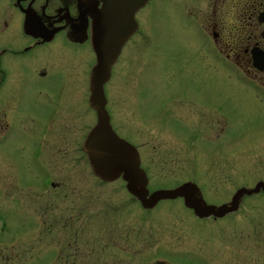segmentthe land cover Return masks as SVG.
Returning <instances> with one entry per match:
<instances>
[{
	"label": "rangeland",
	"instance_id": "rangeland-1",
	"mask_svg": "<svg viewBox=\"0 0 264 264\" xmlns=\"http://www.w3.org/2000/svg\"><path fill=\"white\" fill-rule=\"evenodd\" d=\"M151 1L139 16L143 25L141 33L126 55L135 56V63L125 69L118 68L108 88L111 113L121 124L117 130L119 137L140 149L150 191L193 181L208 204L226 203L238 188L264 181V103L258 101L254 89L242 84L238 72L223 75L217 70L215 77L189 78L187 74L195 76L201 67L208 69L210 63L204 43L201 45L200 38L194 34L197 0ZM47 62L43 66L57 64L58 60ZM5 65L12 67L9 61ZM15 67L22 69L20 75L26 90L32 91L40 85L28 77L25 65L15 64ZM227 79L232 83L228 84ZM141 81L142 84L148 81L144 84L147 90L138 97L144 98V92H150L152 102L147 108L152 114L159 113L154 115L151 125L131 114L133 87L136 82V88L140 87ZM50 82L58 83L59 77ZM178 87L188 90L189 96L198 101L211 99L216 111L211 109L212 116L208 115L209 109L204 105L185 101L188 99L184 102L179 95L170 96L171 102H166L163 109L161 104L165 100L158 101ZM79 92L78 88L70 90L66 106L58 109L55 123L47 124L44 132L32 134L36 129L31 116L25 114L18 119L26 136L40 138L45 143L40 158L34 162L39 163L37 166L29 161L30 152L22 151V148L31 151L35 140L23 136L17 125L10 133L7 125L10 118L0 109V214L6 211L8 219V264H82L81 255L61 252L62 229L44 227L46 223L42 221L48 218L74 223L71 235L79 238V252H89L88 264L130 262L123 252L140 245L143 238L159 234L182 238L186 247L179 256L213 258L215 252L219 253L214 242L217 239L229 243L231 249L224 250L226 253L231 250L236 260L264 264V194L244 197L235 214L215 224L209 219L197 220L184 208L181 199L162 201L151 211H145L127 193L122 180L108 184L98 181L79 151L82 136L95 123L94 111L85 105L84 98L80 101ZM34 100L31 94L26 95L24 110L37 114L29 110L34 109L31 105H38ZM79 101L84 103L83 108ZM52 105L53 99L43 102L41 112ZM182 110L185 115L181 114ZM2 127L8 128L5 135ZM184 127L189 132H183ZM44 176L52 179L53 188L39 190V185L31 183L33 177L39 183ZM42 209L47 210L45 215L51 213V217L42 218V211L40 218L36 217ZM22 222L25 227H20ZM194 241L202 242L203 248L196 249L191 244ZM229 259L226 255L222 262L231 263Z\"/></svg>",
	"mask_w": 264,
	"mask_h": 264
},
{
	"label": "flooded vegetation",
	"instance_id": "flooded-vegetation-1",
	"mask_svg": "<svg viewBox=\"0 0 264 264\" xmlns=\"http://www.w3.org/2000/svg\"><path fill=\"white\" fill-rule=\"evenodd\" d=\"M86 1L87 0H82V3ZM150 1L145 3L144 6L134 13L133 19L136 32L126 35V41H123L116 61L111 68L110 78L103 86L106 98V110L110 117V124L118 136L120 135L117 130L120 128L121 124L119 121H115L111 113L112 99L108 88L109 85L112 84L115 72L118 68L121 67V69H125L135 63V56H129L127 58L126 55L130 51L133 42H135V38L141 33L143 25L139 20V16L145 11ZM203 3L205 4L204 6ZM97 4L100 10H104V3L97 1ZM80 6L78 0H0V109L3 111L5 117L8 119L10 118V124L7 123L10 127V133L14 125H17L18 128L20 127L18 119H22L25 114H27L26 116H31L34 122L33 127L37 130L34 129L35 132L32 134L40 133V131L44 132L47 124L53 125L55 123L54 119L59 113L58 109H62V107L66 106L68 94L72 89H80V101L84 98L85 105L87 104L89 107V75L96 61L92 45V38L95 32L94 18L93 16H84L86 32L84 33L85 39L82 40L72 39L68 18L55 22L60 11L69 8L72 22L73 24H77L75 7ZM63 15L64 17L67 16V12L63 13ZM195 17L197 18V29L196 27H192L195 30V32H193L200 38V44L203 45L204 43V48L207 51L206 56L210 63L208 69L201 67L200 72L195 76H193L194 74H187L189 78H198L199 80L201 77H215L217 70L222 72L223 75H226L227 72L235 71L239 73V76L241 75L242 84L246 88L254 89L257 93L258 101L264 103V0H197ZM187 26L190 25L187 24ZM25 27L27 30H25ZM56 58L58 60L57 64L54 63L43 66L47 60V63H49L51 59L55 60ZM5 61L11 62L12 67L8 68L5 65ZM15 64L25 65L29 71L28 77H33L34 81H37L40 85L34 86L32 91L26 90V85L24 86L22 83L23 77L20 75L22 69L15 67ZM199 64L202 66L201 62ZM147 71L148 70H146L145 73ZM56 74H58V76ZM55 76L59 77V82L52 84L50 81L54 79ZM227 81L228 84L232 83L228 79ZM146 82L148 81L142 84L141 81L138 84V86H140L138 88H136V82L133 87L132 97L134 102H131V104H133L134 111L131 114L134 115L135 119L141 120L142 123L151 125L154 115L157 116L159 113L154 111L152 114V111L147 108V105L152 102L150 92H144V98L138 97V94L142 96L143 91L147 90L145 88L146 85H144ZM138 89L141 90V92H136ZM187 91L188 90L183 91V89L178 87L177 91L165 95V98L160 99L158 102L160 103L162 100H165L164 104H161V107L164 109L166 102H171L170 99L172 97L170 96L179 95V97L183 99L182 101L188 99L185 101H190V103L194 105L195 102L204 105V108L209 109V111L206 109L208 115L212 116L211 112L213 111H211V109L214 111L216 110L212 106L211 99L201 102L195 97L189 96ZM29 94L35 97L34 102L38 104L36 107L31 105L30 107L34 109L32 110L29 108V110L37 114L29 113L24 110V107L27 106L25 103L26 95ZM135 94H137V97ZM115 95L117 96L118 92H116ZM52 99V107L43 108V112H41L42 103L45 102L46 104ZM80 101L78 105H80V108H83L84 103ZM181 114L185 115V112L182 110ZM190 114L193 118L195 117L192 112H190ZM200 118L199 116L196 119ZM164 123L165 122L162 124ZM165 126L166 125H164L163 128H165ZM20 128L19 131L27 138L29 135L26 136L25 134L27 133ZM7 130L8 128H1L4 135L7 133ZM89 130V128L86 130L84 136H82L83 139L81 138L79 142V151L86 157L87 165L88 159L82 147ZM182 130L183 132H189L187 128H182ZM33 139L35 140V144L31 151L29 148H22V151L26 149L25 152L27 154L30 152L28 155L29 161L34 164V166H37L39 163L34 162H37L40 158L45 148V143L41 142L40 138ZM125 140L137 149L140 158V167L147 174L142 163L140 149L126 138ZM41 180L38 183L37 179L33 177V182L31 183L33 185H39V190L41 187L43 190H47L48 187L53 188L55 186L52 179L48 177L44 176ZM27 184H29V182ZM158 205L159 203L154 208ZM185 209L193 213L192 210ZM41 211L42 218H47L46 215L48 214L45 215L46 209L38 210L36 217L40 218L39 212ZM236 212L226 214L220 218H215L213 216L198 218L194 213L193 215L199 221L210 220L211 223L214 222L216 224L220 222L221 219L228 218ZM0 215L2 216H0V264H8V219L6 211H3ZM49 215L48 216L51 217V213ZM38 218L35 219L37 224L40 223V219ZM42 222L46 223L44 227H61L62 230L60 231L61 236L59 240L63 244L60 248L62 253L66 254L67 252L66 255H68L70 252L71 255H81L80 259L83 260L82 264L89 263V252H79V238L77 235H71L73 222L70 220L62 222L56 221V219L50 220L49 218ZM20 227H25L23 222L20 224ZM37 228L40 227L37 226ZM17 231L19 232L20 230L18 229ZM13 233L14 231L12 234ZM75 234L77 233L75 232ZM101 239H104V237L101 236ZM180 239L182 240L181 237L163 236L160 234L149 239L148 237L143 238L140 245L132 246L130 247V251L123 252V254L127 256L126 259L131 261L127 263L119 261L118 263L247 264V262H242V260H236L231 250L228 251L229 253H226L227 250L224 249H231V247L227 245L229 243L217 239H214V242L218 244L219 253L215 252L216 256H213V258L200 259L183 255L179 256L178 253H181L180 250H184L186 247L185 243ZM193 243L196 249H202L204 246L200 241L191 242V244ZM37 247L39 246L37 245ZM164 247L167 249H164ZM224 251L225 253H223ZM174 253H176V255ZM120 254L122 256V253L119 252V256ZM226 255L230 258L229 260L231 263L226 261L222 262ZM218 258H220L221 261H218Z\"/></svg>",
	"mask_w": 264,
	"mask_h": 264
},
{
	"label": "water",
	"instance_id": "water-1",
	"mask_svg": "<svg viewBox=\"0 0 264 264\" xmlns=\"http://www.w3.org/2000/svg\"><path fill=\"white\" fill-rule=\"evenodd\" d=\"M78 1L81 6L75 7L77 24H73L69 8L62 9L55 22L68 18L72 39L82 40L85 39L86 32L84 16L94 18L92 45L96 62L89 76L88 105L95 113L96 122L82 147L93 175L105 183L118 179L124 181L126 191L143 209H152L163 200L181 198L183 205L193 210L198 218L223 217L236 212L243 197L264 193V181H259L252 188L242 187L236 190L228 203L215 206L205 202L199 187L193 182H185L173 189L149 192L148 178L140 167L138 151L120 138L110 124L103 86L110 78L111 68L123 41H126V35L136 32L134 13L150 0ZM97 1L104 3V10H100ZM65 12L67 16L64 17Z\"/></svg>",
	"mask_w": 264,
	"mask_h": 264
},
{
	"label": "bare ground",
	"instance_id": "bare-ground-1",
	"mask_svg": "<svg viewBox=\"0 0 264 264\" xmlns=\"http://www.w3.org/2000/svg\"><path fill=\"white\" fill-rule=\"evenodd\" d=\"M152 2V1H151Z\"/></svg>",
	"mask_w": 264,
	"mask_h": 264
}]
</instances>
